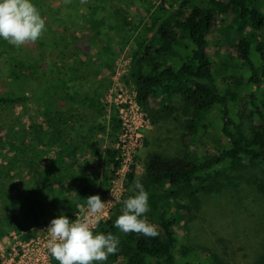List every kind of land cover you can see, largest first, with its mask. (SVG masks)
<instances>
[{
  "label": "trees",
  "instance_id": "1",
  "mask_svg": "<svg viewBox=\"0 0 264 264\" xmlns=\"http://www.w3.org/2000/svg\"><path fill=\"white\" fill-rule=\"evenodd\" d=\"M60 1L65 11H60L62 8L58 10L52 4L53 0H31L42 18L49 20L45 25L46 31L35 43L17 48L0 39V86L5 90L0 93V113L3 109L22 108L32 101L31 106L36 111L39 104L49 107L50 92L43 102H34L32 94L43 92L42 84L47 86L46 91H50V86L56 89L61 77L73 68L61 51L54 60L58 73L53 85L38 71L37 57L41 53L36 52V46L44 44L46 49L59 48L54 36L61 31L56 26H63L66 21L77 22L79 33L89 35V44L99 46L92 68L101 77L110 70L112 38L126 34L131 65L123 80L133 86L136 101L143 106L162 99L164 105L160 110H150L160 117L174 113L171 100L179 98L184 104V114L190 113L186 128L191 134L198 128L204 129L202 123L211 113L218 112L226 146L218 156L205 162L187 155H148L142 178L137 180L149 195V211L145 216L149 223L157 226L159 234L146 237L120 232L114 224L121 214V200L113 207L108 219L99 222L94 230V234L112 233L119 239L117 252L109 255L103 264H196L175 251L180 219L186 215L190 220V212L198 208L200 192L237 185L238 180L230 179L228 175L233 169L264 166V12L261 4L257 0H161L152 11L145 12L147 17L141 34L127 19V11L136 2L149 6V0H123L125 3L120 1L123 6L118 0H87L85 4L81 0ZM215 16L221 19L218 45L226 47L229 60L221 67L216 66L208 53L209 37L217 28ZM50 23H56L54 28L47 27ZM233 40L236 44L232 43ZM235 62L236 69L240 67L243 79L246 76L247 80L230 82L228 86L224 84L227 77L217 80L222 71H226L228 65L234 66ZM243 85L245 97L238 93ZM72 94L77 98H87L89 107L86 110L94 120L101 116L107 118L105 108L99 103L97 88L89 95L75 88ZM240 100L242 107L237 106ZM245 115L252 124L249 133L244 128ZM14 119L19 118L0 114V131L3 134L0 135V157L9 156L16 164L29 162L30 168L25 172L28 177L26 184L23 180L19 186L7 189L0 185V241L11 231L19 235L21 241H28L34 236V229L56 218L53 209L66 204L65 216L69 218L74 216L79 198L86 199L91 195L105 197L121 165L117 150L101 151L95 141L96 132L105 131L102 125L91 126L82 135L88 142L86 149L89 153L86 155V151L80 152L77 148L78 136L76 141L57 140L59 144H52L45 133L33 136L17 131L19 126L13 124ZM71 121L70 118V127L74 129ZM107 122L110 131L120 129V121L115 116L108 117ZM92 130L96 134L91 133ZM77 153L81 157L79 162ZM98 159H102L100 174L96 172ZM15 169L16 165L2 172L12 176L16 174ZM61 178L64 179L60 181ZM127 178L129 182L135 181L133 173ZM255 187L264 196V175L261 181L255 182ZM131 195L134 191L127 198ZM179 196L180 199L185 196L188 204L183 203L185 201ZM2 207H14L15 211H1ZM209 258L215 264L212 256ZM52 264L58 262L52 259Z\"/></svg>",
  "mask_w": 264,
  "mask_h": 264
},
{
  "label": "rangeland",
  "instance_id": "2",
  "mask_svg": "<svg viewBox=\"0 0 264 264\" xmlns=\"http://www.w3.org/2000/svg\"><path fill=\"white\" fill-rule=\"evenodd\" d=\"M53 1L52 4L58 10L62 8L60 11H65L60 0ZM120 1L125 3L123 0H118L119 3ZM160 1L149 0V6L137 4V2L134 5H130V9L127 11V19L131 20L134 26L138 28V33H144L143 26L147 17L145 12L148 10L152 11ZM257 1L261 4V9L264 12V0ZM115 4L116 2L114 1L113 5L115 6ZM220 20V17L215 16L217 28L209 37L210 45L208 47V53L218 67L229 63L226 47L218 45ZM48 21V19H45L46 24ZM51 24H49L50 26L47 25V27L52 29L56 23L53 24L54 26ZM64 27L65 29H63ZM56 28L61 31V33L54 36L59 48L46 49L44 44L37 45L38 48L36 46V49H38L36 52L40 51L41 53V56L37 57L39 62V65H37L38 71L44 80L50 79V85H53L58 73L54 60H56L55 57L61 51L66 58L65 60L72 63L73 68L66 76L61 77L60 81L57 82L58 87L56 89L50 86V91H46L47 86L42 84L43 92L36 93V95L32 94L34 102H43L46 99L44 97H48L50 92L52 99L49 107H42L39 104V108L36 111L31 106L32 101L24 104L22 108L3 109L0 114L3 117L11 115L19 118L18 120L14 119L15 122L13 123L19 126L17 131H24L33 136H40V133H45L52 144H57V140L74 139L76 141L75 138L78 136L76 141L77 148H80V152L86 151V155L89 153L88 148L86 149V143L88 142L84 141L82 135L90 130L91 126L102 125L105 127L104 132H96L98 133L96 134L94 130L91 131V133L96 134L95 141L100 146L101 151L105 149H119L121 151L120 141H123L121 128L118 131H110L107 119L112 115L118 116L124 101H129L134 95L133 86L127 85L123 80L131 65V58L128 56L127 50L128 43L125 38L126 34L112 38L111 48L113 56L109 60L110 70L108 73L105 71L106 76L101 77L92 68V62L97 58L100 48L98 45L91 46L89 44L88 34L79 33L80 25L77 22L66 21L65 25H59ZM232 43L236 44V41L233 40ZM236 64L235 62L234 66L228 65L226 71H222L221 76L217 80L222 81L224 77H227L224 83L227 86L230 85V82L246 81V76L243 79L241 75L242 69L240 67L236 69ZM243 74L246 75V73ZM95 87L98 91L99 103L105 108L104 113L107 118L101 116L99 119L94 120L91 113L86 110L89 107L87 98H77L72 94V90L76 88L89 95L92 90L96 89ZM243 90L244 85L238 92L241 93V97L246 96L245 90ZM4 91L0 86V93ZM32 96L29 95L30 100H32ZM35 97L38 99L35 100ZM171 103L175 107V112L167 113L160 117H156L150 110H160L164 105L162 99H157L141 106V111L145 115V122L137 133L141 135L142 142L137 148H127L129 157L127 162L124 163L119 179L116 180L113 186L112 193L101 198L102 201H110L108 207L112 203L116 204L118 200L126 199L129 193H133L132 185L134 180L129 182L127 177L130 173H133L135 180L142 178L144 173L143 165L147 156L151 153L170 157L187 155L198 161L205 162L218 156L226 146L220 131L221 124L218 112L211 113L209 118L202 123L204 129L198 128L197 132L191 134L186 128L187 122L191 118L190 113L184 114V104L179 98H172ZM237 106L242 107L241 100L239 103L237 102ZM25 111H27V115ZM70 118L74 123V129L70 127ZM243 121L245 132L249 133L252 124L247 115L244 116ZM0 135H3L2 131H0ZM0 158V182H3L0 185L5 186L7 189V187L14 185L19 186L23 180L24 184H26L28 177L25 172L29 171V162L16 164L11 161L9 156ZM76 158L78 162L81 160L78 153ZM96 161V172L100 174L102 172V159ZM14 165L17 166V169L14 170L16 174L12 176L4 175L2 171H7ZM132 167L133 170L131 169ZM228 175L230 179L238 180L237 185L218 188L211 192H200L197 196L199 201L198 208L192 209V213L190 212L189 216L190 220L186 219V215H183L180 219L179 226L176 229L178 241L175 251L186 257L185 260L196 264H214L209 256H212L215 264H264V196L258 193L255 187V182L261 181L263 178L264 166L235 168ZM63 179L61 178L60 181ZM35 185L37 188V182ZM156 191L159 190L156 189ZM75 199L77 200V198ZM180 200H184L185 202L183 203L188 204L185 196ZM82 206L86 207L85 198H79L74 216L66 217L73 221L76 216L82 215ZM67 207L64 204L57 210L53 209L56 218L61 214L66 215ZM2 210L13 212L15 208L2 207ZM47 224L49 222L34 229L33 238L35 240L47 237L45 232L48 227ZM22 234L24 233L22 232ZM19 237L14 231H11L2 238L0 241V258L2 261L10 255L19 253ZM182 249L186 250L183 251ZM46 253H48L47 250ZM52 259L50 256L49 264H52Z\"/></svg>",
  "mask_w": 264,
  "mask_h": 264
},
{
  "label": "clouds",
  "instance_id": "3",
  "mask_svg": "<svg viewBox=\"0 0 264 264\" xmlns=\"http://www.w3.org/2000/svg\"><path fill=\"white\" fill-rule=\"evenodd\" d=\"M70 3V0H65ZM82 4L87 0H81ZM45 19L31 0H0V39L17 48L35 43L46 31ZM134 195L121 201V214L114 226L124 234L155 237L157 226L148 222L149 195L139 180L132 185ZM82 206V215L70 221L61 214L50 221L45 247L58 264H103L117 252L119 239L112 233L94 234L99 222L108 215L110 201L91 195Z\"/></svg>",
  "mask_w": 264,
  "mask_h": 264
},
{
  "label": "built area",
  "instance_id": "4",
  "mask_svg": "<svg viewBox=\"0 0 264 264\" xmlns=\"http://www.w3.org/2000/svg\"><path fill=\"white\" fill-rule=\"evenodd\" d=\"M116 118L120 121L123 143L120 141L122 146L121 151L117 148L119 150L117 151L121 158V165L119 170L117 171L116 177L112 181V187L109 191L110 194L113 191L112 189L116 180L119 179L124 163L127 162V159L129 157L127 148H137L142 142L141 135H139V133L137 132L145 122V115L141 111V105L136 101L135 91L132 99H130L129 101H124L122 107L119 110V115H116ZM108 194L106 196H108ZM117 202L120 201L118 200ZM112 204L108 207V215L105 216L101 221L108 219L111 210L116 205L115 203L113 205ZM46 240L47 237L37 240L32 237L28 241L18 240V247L20 249L19 253L16 255H10L9 257L5 258L4 261H2V259L0 258V264H49L50 254L46 253Z\"/></svg>",
  "mask_w": 264,
  "mask_h": 264
}]
</instances>
